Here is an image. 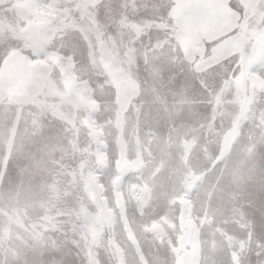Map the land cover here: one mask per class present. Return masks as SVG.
<instances>
[{
	"label": "rangeland",
	"instance_id": "1",
	"mask_svg": "<svg viewBox=\"0 0 264 264\" xmlns=\"http://www.w3.org/2000/svg\"><path fill=\"white\" fill-rule=\"evenodd\" d=\"M0 264H264V0H0Z\"/></svg>",
	"mask_w": 264,
	"mask_h": 264
},
{
	"label": "crops",
	"instance_id": "2",
	"mask_svg": "<svg viewBox=\"0 0 264 264\" xmlns=\"http://www.w3.org/2000/svg\"><path fill=\"white\" fill-rule=\"evenodd\" d=\"M230 56V52L227 54V55H223V56H220L219 58H218V60H220V61H224L225 62V59H228V57ZM250 64V63H249ZM249 66L250 65H248V69H249ZM211 76V75H210ZM209 76V77H210ZM243 92L245 93L246 92V89L244 88V90H243ZM236 119V118H235ZM230 139H233V136H231L230 137Z\"/></svg>",
	"mask_w": 264,
	"mask_h": 264
}]
</instances>
